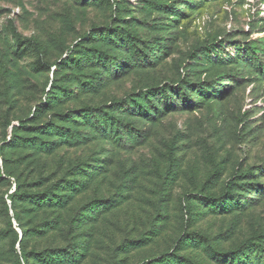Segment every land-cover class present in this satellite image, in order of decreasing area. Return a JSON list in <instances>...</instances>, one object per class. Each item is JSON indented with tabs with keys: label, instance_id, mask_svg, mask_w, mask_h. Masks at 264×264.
<instances>
[{
	"label": "rangeland",
	"instance_id": "obj_1",
	"mask_svg": "<svg viewBox=\"0 0 264 264\" xmlns=\"http://www.w3.org/2000/svg\"><path fill=\"white\" fill-rule=\"evenodd\" d=\"M59 185L82 230L40 238L17 193ZM82 242L78 264H264V0H0V264Z\"/></svg>",
	"mask_w": 264,
	"mask_h": 264
},
{
	"label": "trees",
	"instance_id": "obj_2",
	"mask_svg": "<svg viewBox=\"0 0 264 264\" xmlns=\"http://www.w3.org/2000/svg\"><path fill=\"white\" fill-rule=\"evenodd\" d=\"M212 45L215 46V44H212ZM73 60H77V58H73L72 60H66L63 62V64H67L69 63L68 61H73ZM15 127L17 126L15 125L14 128ZM14 133L15 132L13 131L12 137L14 136ZM14 141L20 142L19 140H16V139ZM37 144L38 142H35L32 144V146H35ZM39 147L42 149L48 150L50 149L49 148L50 144L48 141L43 139L41 140ZM4 179L5 178H3L2 181H4ZM66 187L68 186L59 185L57 186L56 189L53 188L52 190H49V191L47 190L45 193L44 192H35L33 194H23V192L17 193L20 199L29 203V207L32 211H35V212L44 211V213L50 211L49 215H47L43 219L44 220L43 224L40 226L42 227V232L38 235V237L40 238L54 237V239H56V238H59L58 234L60 233L61 234L60 239L64 241L63 239L67 240L68 236L72 234L70 232L71 225H74L73 228L75 232H78L80 229L82 230V227H81V223L83 221L82 214H80L77 217V219H75L71 224L69 213H67L69 210V206L75 204V193L78 192V188H75V187L66 188ZM57 189H59L58 192H57ZM15 190L17 191L16 188ZM195 196L199 197L198 194H196ZM16 197H17L16 194L8 195L10 204L12 203L15 204L18 201ZM211 200L215 201L216 199H211ZM217 203H218V200H216V204ZM7 209L5 207V211H7ZM12 221L13 223L17 224L16 226L21 227L17 214L13 216ZM80 235L81 236H79V239H82L83 238L82 232H80ZM24 236L25 237L29 236V229L24 230V228H22V237ZM65 247H61L58 244L57 246L43 248L42 251H34V253L47 257V260H46L47 264H53L54 261H55L54 264H78L79 262L82 261V259L84 258V243L83 242L82 244H79V246L76 248L75 253L69 252L67 250V247L66 248ZM54 255H57V256L53 260L51 257ZM164 258H165V255H161V256L156 257L155 259L164 260ZM22 260L24 264H31V261L27 253H22Z\"/></svg>",
	"mask_w": 264,
	"mask_h": 264
}]
</instances>
